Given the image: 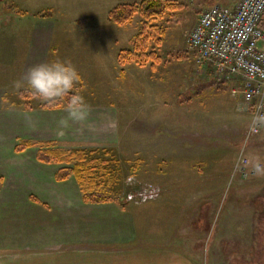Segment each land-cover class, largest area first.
I'll return each mask as SVG.
<instances>
[{
    "label": "rangeland",
    "instance_id": "1",
    "mask_svg": "<svg viewBox=\"0 0 264 264\" xmlns=\"http://www.w3.org/2000/svg\"><path fill=\"white\" fill-rule=\"evenodd\" d=\"M125 1L134 0H0L2 144L14 145L15 151L25 141L35 145L15 134L25 131L16 114L48 107L14 82L33 65L70 60L80 77L70 94L83 96L92 109L105 112L108 119L100 132H113L107 142L79 147L85 149L84 162L91 163L95 174L93 190L88 191L104 192L123 211L136 212V222L145 217L146 234L152 235L145 238L173 245V161L185 155L193 162L192 175H203V182L191 188V231L179 233L178 241L186 240L191 248L193 243L194 256L200 255L202 264H264V178H256L247 167L242 175L236 167L237 159L249 154L264 157V129L249 131L251 113L238 111V105H244L237 84L217 78L199 63L188 43L200 13L210 5L206 0H179L182 8L156 21L165 35L156 48L160 61L153 68L151 61H118V52L131 48L142 24L139 15L124 25L111 21L109 9ZM31 38L33 50L27 40ZM66 104L65 99L61 108ZM46 142L37 146V159ZM50 143L49 149L58 148ZM50 164L61 168L68 163ZM2 180L0 174V184ZM63 183L71 184L69 193L77 191L72 185L75 176ZM138 183L163 193L145 202H126L125 194ZM68 218L75 223L70 225L74 233L85 226ZM100 224H88L87 229L95 232ZM139 226L135 223L134 230Z\"/></svg>",
    "mask_w": 264,
    "mask_h": 264
},
{
    "label": "crops",
    "instance_id": "2",
    "mask_svg": "<svg viewBox=\"0 0 264 264\" xmlns=\"http://www.w3.org/2000/svg\"><path fill=\"white\" fill-rule=\"evenodd\" d=\"M217 1L231 5L238 0ZM27 40L31 50L35 49V40ZM64 109L41 105L18 111L16 117L25 131L15 134L35 143L23 151L2 144L0 127V264H202L200 255L194 256L193 243L191 248L186 240L178 241L179 233L191 231L187 220L192 215L191 188L203 182L199 181L203 175H192V160L182 155L173 161V245L145 238L152 237L146 234L149 226L145 217L136 222V212L123 211L113 200L85 201L76 178L72 185L77 191L69 193L71 184L67 187L63 182L72 176L58 180L56 173L60 168L36 158L41 142H56L59 148L73 149L111 139L113 132L99 129L108 119L103 117L106 113L92 108L86 123L72 124L62 136L58 135L57 121L67 115ZM68 215L84 222L79 233L71 231L70 225L75 223ZM138 222L140 230L135 231ZM88 224L100 225L95 232H89Z\"/></svg>",
    "mask_w": 264,
    "mask_h": 264
},
{
    "label": "built area",
    "instance_id": "3",
    "mask_svg": "<svg viewBox=\"0 0 264 264\" xmlns=\"http://www.w3.org/2000/svg\"><path fill=\"white\" fill-rule=\"evenodd\" d=\"M264 0H238L206 7L188 36L198 62L213 70L220 79L234 81L241 104L251 113L264 100ZM234 93H237L234 89ZM253 133V132H252ZM244 175L247 169L239 167ZM160 188L137 184L126 199L145 202L158 197Z\"/></svg>",
    "mask_w": 264,
    "mask_h": 264
},
{
    "label": "trees",
    "instance_id": "4",
    "mask_svg": "<svg viewBox=\"0 0 264 264\" xmlns=\"http://www.w3.org/2000/svg\"><path fill=\"white\" fill-rule=\"evenodd\" d=\"M217 0H206L212 5ZM184 6L179 0H138L133 2H121L109 9L108 16L114 23L124 25L129 23L135 15L142 18L140 30L134 35L131 48H123L118 52V61L120 64L135 62L138 65H144L147 61H151L153 68L160 61V54L156 48L162 45V36L165 35V29L157 24V20L164 17L166 13L176 11ZM264 28V22L261 24ZM124 68L120 69V73H124ZM71 95V94H70ZM67 101V98H65ZM64 99V100H65ZM62 101L56 103H48V107H57ZM68 102V101H67ZM43 106V105H42ZM32 143L25 141L17 145V150L30 146ZM50 142L44 143L45 148H40L38 158L46 163L51 162H67V166L61 167L57 173L58 180H65L71 176L77 179L83 199L89 202H106L113 198L104 192L88 191L93 190V174L91 163L84 162L85 149L76 148L65 150L63 148L47 147Z\"/></svg>",
    "mask_w": 264,
    "mask_h": 264
},
{
    "label": "clouds",
    "instance_id": "5",
    "mask_svg": "<svg viewBox=\"0 0 264 264\" xmlns=\"http://www.w3.org/2000/svg\"><path fill=\"white\" fill-rule=\"evenodd\" d=\"M79 73L70 60H53L39 63L27 69L21 80L14 82L16 88H26L30 93L47 103H56L67 98L65 112L67 115L57 121L58 135L72 124H84L89 120L91 106L83 96L71 94L79 81ZM246 106L238 105V111ZM264 129V100L258 102L249 120V131L257 132ZM243 164L256 178H264V157L249 154L246 158H238L236 167Z\"/></svg>",
    "mask_w": 264,
    "mask_h": 264
}]
</instances>
